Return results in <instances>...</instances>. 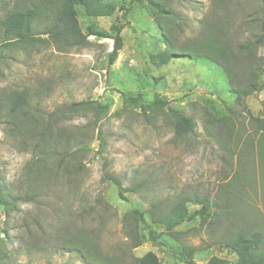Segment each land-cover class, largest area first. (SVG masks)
<instances>
[{
    "label": "rangeland",
    "instance_id": "1",
    "mask_svg": "<svg viewBox=\"0 0 264 264\" xmlns=\"http://www.w3.org/2000/svg\"><path fill=\"white\" fill-rule=\"evenodd\" d=\"M49 1L0 0V18L21 6H40L34 34L47 38L43 32L51 19V9L45 6ZM105 1L116 4L112 15L88 16L77 7V18L84 33L88 26L108 31L111 23L127 22L121 32L122 47L112 63L108 54L113 40L96 35H89L86 45L66 52L44 40L0 48V95L28 88L33 109L44 121L56 120L74 132L87 129L92 135L82 160L88 175L72 199L66 186L51 183L38 189L39 198L18 203L8 215L0 206V256L7 264H93L65 244L80 224L70 212L84 211L94 203L96 211L85 222L99 229L97 250L107 264H113V256L122 257L120 264H132L133 257L147 251L154 252L161 264H183V246L195 248L197 264H205L212 255L233 261L235 255L224 245L230 235L255 230L264 236L263 73L256 69L257 89L236 105L219 64L192 54L175 56L155 67L149 55L164 47L161 30L178 50L200 43L205 26L213 21L224 32L232 56L239 44L260 32L261 2L171 0L173 15L162 17L144 0ZM121 5L129 8L125 18ZM253 53L255 59L250 60L259 66L264 47ZM244 61L237 76L251 80ZM137 93L148 104L158 93L168 105L192 116L193 129L175 136L166 110L150 119L140 106L123 102L126 94ZM81 100L99 103L105 111L95 119L92 107L68 109ZM224 116L228 119L221 120ZM98 134L104 140L102 147ZM30 158L31 152L20 138L8 133L0 119V178L17 194H24L28 186L25 165ZM104 170L117 176L124 187L143 186L137 192H124L126 200L119 199L115 186L102 179ZM177 196L192 198L187 204L190 211L204 203L208 211L174 227L180 232L175 238L153 226L166 245L143 238L129 249L123 213L137 208L149 221L150 202ZM104 202L110 206L106 210ZM139 232L147 235L143 227Z\"/></svg>",
    "mask_w": 264,
    "mask_h": 264
},
{
    "label": "trees",
    "instance_id": "2",
    "mask_svg": "<svg viewBox=\"0 0 264 264\" xmlns=\"http://www.w3.org/2000/svg\"><path fill=\"white\" fill-rule=\"evenodd\" d=\"M144 1L162 17L173 15L171 8H169L171 0ZM260 2L264 17V0H260ZM45 6L51 9L50 22L45 32H43L47 35V38H39L34 34L36 33L35 20L41 13L40 6L28 4L9 10L0 18V48L16 46L17 44L33 45L38 40H44L54 44L58 51L66 52L72 48L86 45L88 36L96 35L113 40V47L108 54V62L112 63L114 61L122 47L121 32L127 22L111 23L108 31L96 30L88 26L87 32L84 33L77 18V7L81 8L88 16L102 17L110 16L117 10L115 3L105 0H51L48 3L46 2ZM119 9L121 10V16L125 18L129 8L121 5ZM208 22L200 43L178 50L174 48L169 34L160 29V34L164 39V47L149 55L150 63L155 67H159L167 64L175 56H191L192 54L209 59L221 66L234 95V102L238 105L251 91L257 89V84L253 81L256 69L263 73L264 83V57L259 66H256L257 64L252 63L253 61L250 60L251 58L255 59L253 51L257 47H264V20L260 24V32L251 41L248 40L239 44L235 50L236 54L232 56H229L224 32L213 21ZM240 54H243V56ZM242 59H245L242 63H247V67H249L248 74L251 80L241 79L237 76V69H239ZM30 97L31 91L28 88L8 91L0 95V119L7 128L8 133L13 137L20 138L25 150L31 152V158L25 165L28 186L24 194L13 192L10 187L2 183L0 178V206L3 207L5 215L14 211L18 203L34 201L37 197L39 198L38 189L42 186L48 187L51 183L66 186L72 199L79 189V184L88 175L87 168L82 160L89 150L87 145L92 135L89 134L87 129L74 132L67 130L56 120L47 119L44 121L40 114L33 109ZM123 102L140 106L143 113L150 119H155L159 112L166 110L175 136L184 135L194 127V120L191 115L184 113L179 108L168 105V102L163 100L158 93L154 95L152 102L149 104L144 103L140 93L135 95L126 94ZM84 107H92L96 111L95 119L99 118L101 113L105 111L104 106L99 103L96 104L92 100L73 102L68 109H81ZM146 110H148V113L145 112ZM63 111L61 112L63 113ZM55 114L57 113L53 115ZM224 117L226 118L221 120L228 119L227 116ZM224 126L231 127L225 122ZM96 139L98 145L102 147L104 140L101 135L98 134ZM103 165L105 166V162ZM102 179L111 182L117 190L119 199L123 200H126L124 192H137L143 186L124 187L121 180L108 170L103 171ZM191 200V197L177 196L171 200L152 201L146 210L149 221H147L143 212L137 208L125 211L121 220L123 232L129 241V249L138 246L143 238L150 240L154 245H166L165 240H159L160 234L156 236L153 226L159 227L163 233L175 238L180 232L173 230L174 227L184 221L193 220L197 216L202 217L208 211L206 203L190 211L187 204ZM103 207L106 210V207L110 206L104 202ZM95 211L96 208L92 203L84 211L75 209L70 212L76 221H80V224L76 231L70 233L65 245L76 250L84 261H90L93 264H107L109 262L107 258H102L97 250L96 238L99 236V229L85 222V218H92ZM139 227H143L147 231V235L141 234ZM263 242L264 236L259 231H235L224 241V245L235 255V259L230 261L212 255L205 264H264ZM182 249L183 264H197L193 259L195 248L183 246ZM111 259L113 264H120L122 257L113 256ZM132 261V264H161L158 256L152 251H147L139 257H133ZM0 264H7L2 256H0Z\"/></svg>",
    "mask_w": 264,
    "mask_h": 264
}]
</instances>
